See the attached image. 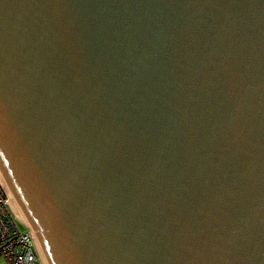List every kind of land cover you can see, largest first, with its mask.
Wrapping results in <instances>:
<instances>
[{
	"label": "water",
	"instance_id": "obj_1",
	"mask_svg": "<svg viewBox=\"0 0 264 264\" xmlns=\"http://www.w3.org/2000/svg\"><path fill=\"white\" fill-rule=\"evenodd\" d=\"M0 182L44 264H264V0H0Z\"/></svg>",
	"mask_w": 264,
	"mask_h": 264
},
{
	"label": "built area",
	"instance_id": "obj_2",
	"mask_svg": "<svg viewBox=\"0 0 264 264\" xmlns=\"http://www.w3.org/2000/svg\"><path fill=\"white\" fill-rule=\"evenodd\" d=\"M0 182V255L8 264H44L31 228L14 213ZM21 224L28 228L25 232Z\"/></svg>",
	"mask_w": 264,
	"mask_h": 264
},
{
	"label": "rangeland",
	"instance_id": "obj_3",
	"mask_svg": "<svg viewBox=\"0 0 264 264\" xmlns=\"http://www.w3.org/2000/svg\"><path fill=\"white\" fill-rule=\"evenodd\" d=\"M22 227V229L25 231V232H28V228H26L25 225L21 224L20 225ZM0 264H8V262H6V260L4 259L3 256L0 255Z\"/></svg>",
	"mask_w": 264,
	"mask_h": 264
},
{
	"label": "bare ground",
	"instance_id": "obj_4",
	"mask_svg": "<svg viewBox=\"0 0 264 264\" xmlns=\"http://www.w3.org/2000/svg\"><path fill=\"white\" fill-rule=\"evenodd\" d=\"M32 230V229H31Z\"/></svg>",
	"mask_w": 264,
	"mask_h": 264
}]
</instances>
